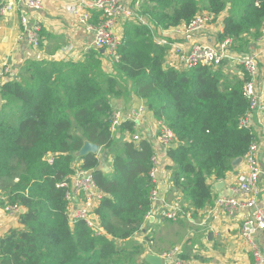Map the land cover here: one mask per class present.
Wrapping results in <instances>:
<instances>
[{
  "label": "trees",
  "instance_id": "16d2710c",
  "mask_svg": "<svg viewBox=\"0 0 264 264\" xmlns=\"http://www.w3.org/2000/svg\"><path fill=\"white\" fill-rule=\"evenodd\" d=\"M142 2L138 15L147 22L126 20L116 58L91 47L79 60H28L0 84V204L24 209L21 226L0 237L1 264H149L148 248L133 237L152 209L156 143L131 139L132 120L112 131L113 98L132 92L171 130L166 167L176 202L192 216L211 202L210 180L225 178L256 141L253 128L241 124L250 105L243 67L232 82L221 67L178 68L167 62L171 43L155 36L158 28L187 27L203 12L214 21L226 14L219 42L229 38L234 51L246 52L263 35L264 0ZM85 141L112 155L110 169L98 154L77 155ZM77 169L90 170L102 192L97 229L70 221L67 188L59 184Z\"/></svg>",
  "mask_w": 264,
  "mask_h": 264
},
{
  "label": "crops",
  "instance_id": "0c3cea01",
  "mask_svg": "<svg viewBox=\"0 0 264 264\" xmlns=\"http://www.w3.org/2000/svg\"><path fill=\"white\" fill-rule=\"evenodd\" d=\"M133 11L144 0H121ZM140 1L139 4L137 2ZM73 3H83L85 9L91 14L92 20H98V13L87 9L86 0H44L43 7L39 10H28L23 0H0L2 6H11V10L2 13L0 10V65L6 63L11 71V79L17 77L19 69L28 60H79L91 49L94 35L86 30V27L77 23L68 12V7ZM143 3V2H142ZM230 5V3L228 4ZM27 13L32 23L41 25V44L39 49H34L29 43L27 32L22 24V15ZM145 16V15H144ZM226 14L213 20L202 30L187 32L185 25L177 28L156 30V39L170 42L189 49L194 44L205 43L211 46L220 44L219 32L222 30V21ZM146 17V16H145ZM97 19V20H96ZM145 21L147 19L144 18ZM125 19L117 21L115 32L122 35ZM157 37V38H156ZM170 44V45H171ZM72 46L73 50L68 51ZM241 54H256L258 62V85L264 80V36L251 41L246 52ZM167 62L177 63V57L173 48L167 53ZM221 66L225 79L230 82L242 78V70L239 65H231L226 62ZM123 95L113 98L111 101L115 111H120L125 118L135 122L138 110L143 107L144 113L135 122L137 130L142 138H151L159 152L160 168L159 189L163 196L170 202H175L178 196L173 187L171 178L165 175L163 165L166 161V150L161 146L157 137L161 132V124L154 113L147 108L146 101L137 96ZM4 101L0 99V109ZM247 125L253 128L256 142L259 145V159L264 163V98H260L258 108L252 112ZM101 167L110 169V156L103 151L98 155ZM80 164L83 162L78 161ZM170 160L167 161V165ZM246 172V164L242 161L238 166L226 174L223 179H211L212 200L202 210L192 216L183 215L180 219L170 220L161 215V209L155 211L154 217H150L133 240L148 248L147 253L161 255L165 252L177 249L172 260L181 259L186 264H252L256 261L254 251H260L264 258V233L259 231L250 238L242 234V225L246 218L254 215L258 210L264 211V177L257 182L255 189L249 193H241L237 190L238 178ZM221 181L223 185L217 188L215 185ZM220 185V184H219ZM222 197H233L241 202H251V206L237 208H221L217 200ZM161 207V206H160ZM21 212L5 213L0 209V237L10 228L20 227ZM184 217V218H182ZM151 236V241H147ZM144 255V259H145ZM167 263L168 261H164ZM264 264V262H263Z\"/></svg>",
  "mask_w": 264,
  "mask_h": 264
},
{
  "label": "built area",
  "instance_id": "2783aa9c",
  "mask_svg": "<svg viewBox=\"0 0 264 264\" xmlns=\"http://www.w3.org/2000/svg\"><path fill=\"white\" fill-rule=\"evenodd\" d=\"M28 10L36 11L43 7L44 0H23ZM140 1L137 2L139 4ZM87 9L98 13V20L93 22L91 14L85 9L83 3H73L68 7V13L75 18L77 23L86 27V30L93 33L94 39L92 47L98 49H104L108 54L116 58L117 48L120 44L122 35L115 32V27L119 19L132 20L138 19L143 23L147 21L144 15H138L139 5L136 6L135 10H131L121 0H86ZM12 7L2 6L1 12L5 13L6 10H11ZM213 17L207 12L198 14L194 20L186 27L187 32L199 31L207 27L212 23ZM22 24L26 29L29 43L34 49H39L41 44V25L32 23L27 13L22 15ZM264 36V27L262 28ZM156 39L158 44L164 45L167 42ZM232 40L227 38L216 47L199 43L194 44L189 49H184L182 46L171 44L173 52L177 57L178 68H193L198 64L209 65L214 68H219L226 62H230L231 65H241L243 69L250 76V80L246 81L243 92L245 97L249 100V110L241 124L247 125L252 112L258 108L260 98H264V80L258 85L256 77L258 74V62L256 54H241L236 52L232 48ZM91 48V47H90ZM73 47L70 46L68 51H72ZM71 59V58H70ZM173 64V63H171ZM174 65V64H173ZM11 71L9 66L4 63L0 65V84L7 82L11 79ZM144 113V108L141 107L136 115L135 122H139L137 119L141 118ZM112 131L115 132L116 128L125 120H132L125 118L120 111H114L112 114ZM134 122V121H133ZM161 132L157 139L161 146L166 150L173 142V134L167 126L161 121ZM136 127L138 125L135 123ZM134 141H140L142 139L139 130L131 136ZM159 150L155 149V155L153 157V166L149 171V177L154 182V188L151 191L152 209L146 215V221L150 217H154L155 211L160 208L161 215L170 220H178L185 213L178 203L170 202L159 189L160 181L159 174L161 172ZM259 145L254 141L247 153L244 155L243 161L246 164V172L238 178L237 190L241 193H249L255 189L257 182L261 177H264V163L259 159ZM169 160L168 155L166 156L165 164L163 169L165 175L171 177L172 171L166 167L167 161ZM82 162V160H79ZM82 164V163H81ZM77 161V165H81ZM61 187L67 188L66 199L70 207V221L73 223L79 219L85 220L94 229L98 228L97 215L95 213L96 207L99 205L102 192L97 187V184L93 178L90 170L77 169L76 173L69 176V180H65L59 184ZM217 205L221 208L225 207L228 209L237 208L240 206H251V202H241L233 197H222L217 200ZM161 206V207H160ZM21 206L15 204H0V209L5 213H18L21 210ZM95 214L96 217L93 219L91 216ZM264 233V211L258 210L254 215L244 220L242 225V234L244 237L250 238L256 232ZM177 249L161 254L163 264H186L181 259L172 260ZM254 257L256 261L252 264H263L264 258L260 251H254ZM168 261L165 263L164 261Z\"/></svg>",
  "mask_w": 264,
  "mask_h": 264
},
{
  "label": "water",
  "instance_id": "95a60500",
  "mask_svg": "<svg viewBox=\"0 0 264 264\" xmlns=\"http://www.w3.org/2000/svg\"><path fill=\"white\" fill-rule=\"evenodd\" d=\"M101 51L105 52L104 49H102ZM100 150H101V148H100L99 145H97L95 143H92V142H89V141H85L83 146L81 147V149L78 151L77 155L78 156H85L88 153L98 154ZM242 161H243V158L242 157H238V158L234 159L232 165L233 166H238ZM221 185H223V183L221 181H219L215 186L217 188H219V186L221 187ZM20 212L23 213L24 209L21 208ZM91 217L93 219H95L96 215L92 214ZM145 261L148 262L149 264H163L162 257L160 255L154 254V253H147L145 255Z\"/></svg>",
  "mask_w": 264,
  "mask_h": 264
},
{
  "label": "rangeland",
  "instance_id": "374dc122",
  "mask_svg": "<svg viewBox=\"0 0 264 264\" xmlns=\"http://www.w3.org/2000/svg\"><path fill=\"white\" fill-rule=\"evenodd\" d=\"M111 56H112V55H111ZM225 64H227V63H225ZM121 85H123L124 87H127V88H129V89H130V86H131V85L128 84V83H125V82L123 83V81H122ZM126 95H131V94L128 93V94H126ZM105 153H106V154L108 155V157H109V154H108L107 152H105ZM101 154H102V150L99 151L98 155H101ZM111 156H112V155H111ZM110 160H111V157H110ZM175 201H176V199H175ZM176 203H177V202H176ZM182 218H184V217H182ZM179 219H180V218H179ZM179 219H178V220H179ZM178 220H177V221H178ZM131 245H132V246H135L134 244H131Z\"/></svg>",
  "mask_w": 264,
  "mask_h": 264
}]
</instances>
